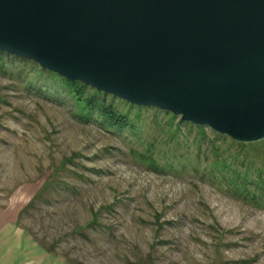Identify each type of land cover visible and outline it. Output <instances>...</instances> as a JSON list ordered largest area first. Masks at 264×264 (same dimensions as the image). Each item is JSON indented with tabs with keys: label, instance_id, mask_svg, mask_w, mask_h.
<instances>
[{
	"label": "rangeland",
	"instance_id": "obj_1",
	"mask_svg": "<svg viewBox=\"0 0 264 264\" xmlns=\"http://www.w3.org/2000/svg\"><path fill=\"white\" fill-rule=\"evenodd\" d=\"M76 104L54 73L0 55V207L44 249L71 264H264V140L129 103L112 129Z\"/></svg>",
	"mask_w": 264,
	"mask_h": 264
},
{
	"label": "water",
	"instance_id": "obj_2",
	"mask_svg": "<svg viewBox=\"0 0 264 264\" xmlns=\"http://www.w3.org/2000/svg\"><path fill=\"white\" fill-rule=\"evenodd\" d=\"M0 51L235 142L264 140V0H0Z\"/></svg>",
	"mask_w": 264,
	"mask_h": 264
},
{
	"label": "crops",
	"instance_id": "obj_3",
	"mask_svg": "<svg viewBox=\"0 0 264 264\" xmlns=\"http://www.w3.org/2000/svg\"><path fill=\"white\" fill-rule=\"evenodd\" d=\"M0 264H71L45 251L35 237L21 228L15 216L0 207Z\"/></svg>",
	"mask_w": 264,
	"mask_h": 264
},
{
	"label": "trees",
	"instance_id": "obj_4",
	"mask_svg": "<svg viewBox=\"0 0 264 264\" xmlns=\"http://www.w3.org/2000/svg\"><path fill=\"white\" fill-rule=\"evenodd\" d=\"M0 55H6V56L14 57V58H19V59H22L25 61L33 62L29 59L10 55V54L2 52V51H0ZM34 65L41 68L36 63H34ZM43 70H45V69H43ZM45 71H47V70H45ZM48 72H51V71H48ZM51 73H54V72H51ZM54 75H56V77H58L59 79H62L63 84H64L65 88L68 90V93L70 94V96L72 98H74L75 100H77V104H76L77 107H78V105H81L86 110L88 109V110L95 111L98 115H100L105 120L108 128L123 129L128 124V117L125 116L126 113H122L118 108V104L123 105L124 107H131V106H129V104L127 102H125L121 99L119 101V100L115 99V97H111L112 95L105 94L102 92H98L94 88L87 86V85H84L80 82L69 81V80L57 75L56 73H54ZM87 88L92 90V94L84 95L85 91H87ZM107 97H110L111 101H108ZM115 101H116V103H115ZM35 200H36V197H33L30 204L27 207H25L22 212H25L26 210H28L30 208V206H33V203L35 202ZM18 219H19V215H18ZM43 247H45V246L43 245ZM46 250L50 253H55L54 251H49L48 249H46Z\"/></svg>",
	"mask_w": 264,
	"mask_h": 264
}]
</instances>
